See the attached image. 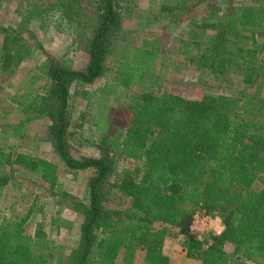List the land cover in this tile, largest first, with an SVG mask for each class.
Returning <instances> with one entry per match:
<instances>
[{"label":"trees","instance_id":"16d2710c","mask_svg":"<svg viewBox=\"0 0 264 264\" xmlns=\"http://www.w3.org/2000/svg\"><path fill=\"white\" fill-rule=\"evenodd\" d=\"M56 2L74 25H84L87 14L94 18L87 62L73 69L47 54L48 92H29L19 108L25 115L47 117L46 140L68 170L91 171L88 202L74 206L82 216L79 241L65 264H117L120 249L134 236L141 243L152 225L170 228V233L174 228L186 255L200 264H230L224 248L228 243L245 258L264 260V98L244 102L220 92L189 99L174 89L135 91L127 108L128 126L101 137L98 155L75 156L69 144L72 95L84 98L85 86L102 78L103 94L130 92L156 71L161 50L154 42L126 45L110 67L122 24L115 0H92L90 6L84 0ZM196 28L195 37L213 31L204 43L194 40L198 56L190 57L208 75L220 79L235 72L249 84L260 73L264 44L260 47L256 36L264 31V4L226 9L216 22ZM7 44L4 36L0 67L12 73L25 54L17 45L7 51ZM10 155V166L39 175L48 186L58 184L56 164L24 153ZM118 163L123 164L120 171ZM123 200L127 209L121 207ZM197 209L220 216L224 225L207 247L190 229ZM25 225L26 218L1 220L0 264H51L47 234L40 225L27 234ZM147 253V264H168L165 254L153 248Z\"/></svg>","mask_w":264,"mask_h":264},{"label":"rangeland","instance_id":"374dc122","mask_svg":"<svg viewBox=\"0 0 264 264\" xmlns=\"http://www.w3.org/2000/svg\"><path fill=\"white\" fill-rule=\"evenodd\" d=\"M86 2L88 6L92 4V0H84ZM115 3L122 24L115 42L117 47L107 65L113 66L112 59H117L126 45L147 46L154 42L160 47L161 59L156 71L128 93L118 89L103 94L99 91L104 83L102 78L85 86L84 98L72 95L74 127L69 144L75 156L98 155L96 143L101 137L128 126L127 108L135 91L174 89L178 95L189 99L220 92L242 97L244 102L264 98V63L254 80L244 84L241 75L235 72L215 79L207 70L199 68V60L190 59L192 55L198 56L199 44L194 40L204 43L213 34L206 29L200 37H195L196 24L216 22L226 9L258 7L264 0H115ZM86 18L90 21L86 20L82 26L65 20L56 0H0V60L5 54L4 36L8 39L7 51L17 45L25 54L12 73L0 67V222L26 218L25 231L31 235L40 225L50 241L51 264H65L79 241L82 216L74 206L79 201L88 202L87 182L91 171L68 170L46 140L47 117L25 115L19 104L25 103L29 92L32 95L48 92L49 83L44 77L47 54L55 56L66 67L81 69L85 66L86 46L94 22L89 14ZM256 41L260 47L264 44V31L256 36ZM183 50L189 53H182ZM262 58L264 62V56ZM16 153L56 164L58 184L48 186L39 175L7 164V157ZM122 166L118 163V171ZM120 204L123 209L129 206L126 200ZM168 230L152 225L144 230L141 243L135 236L131 237L120 249L117 264H147L149 248L165 254L168 264H200L199 260L186 255L185 242L172 234L174 228L171 233L170 228ZM212 236V233L206 235L201 246L211 244ZM224 248L230 264H264V260L255 261L235 253L229 243Z\"/></svg>","mask_w":264,"mask_h":264},{"label":"built area","instance_id":"2783aa9c","mask_svg":"<svg viewBox=\"0 0 264 264\" xmlns=\"http://www.w3.org/2000/svg\"><path fill=\"white\" fill-rule=\"evenodd\" d=\"M190 229L196 235L197 240L204 243L205 236L209 233H212L213 236H220L224 231V225L218 215H212L197 209L192 216ZM207 246L208 244L204 247Z\"/></svg>","mask_w":264,"mask_h":264}]
</instances>
